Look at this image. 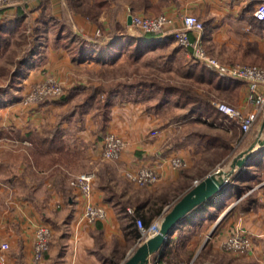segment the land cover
<instances>
[{
    "label": "crops",
    "instance_id": "crops-1",
    "mask_svg": "<svg viewBox=\"0 0 264 264\" xmlns=\"http://www.w3.org/2000/svg\"><path fill=\"white\" fill-rule=\"evenodd\" d=\"M5 8L0 9V21L23 18L22 26L13 35L24 31L25 23L31 24L35 31L33 38L37 42L32 44L36 47L25 68L23 83L28 87L48 74L63 85L64 95L73 89H90L95 83L87 80V74L91 67L99 68L100 64L92 60L98 53L95 48H89L84 56L76 55L73 49L84 42L106 43L103 39L111 38L102 35L112 28L126 27L130 33L133 28L127 19L133 14H166L175 19L174 26L180 25L181 15H195L203 27L199 34L190 31L189 37L194 40L200 35L201 43L212 55L211 42L221 41L222 37L230 39L223 48L227 52L234 49L231 40L236 38L254 39L264 46V29L261 36L254 32L253 7L247 0H21ZM242 30L250 32L241 35L238 31ZM174 46L177 44L172 38L168 47ZM121 57L102 64H113ZM83 70L88 73H81ZM241 82L236 107L248 111L246 85ZM76 92L56 102L51 98L40 104L16 103L13 111L5 107L1 113L7 117L0 123V131L7 138V145L12 146L13 154V162L0 158L1 167L2 163L8 165L7 169L0 168V243L9 245L0 252L6 256V264H122L138 244L135 219L148 222L147 226L157 223L195 182L215 170V161L224 158L214 160L213 152L212 156L209 152L217 146L216 141L206 140L207 134L199 132L195 134L197 140L190 143L191 150L187 151V144L170 146L167 142L170 129L165 126L156 131L152 125H161L159 118L151 124L144 101L127 95L131 93L125 90L113 97L109 106L97 97L94 105L89 106L88 100H80ZM105 106L108 113L103 119L102 112L99 116L96 110H104ZM219 114L224 118L221 122L201 118L224 130H230L232 124L241 132L231 119ZM258 117H264V107ZM54 128L62 132L68 158L54 167L32 169L28 146L23 143L30 140L31 134L49 136ZM99 129L124 139L125 146L118 159H100ZM151 131L156 134L151 135ZM261 139L264 140V131ZM255 148L245 165L229 175L230 183L220 189L222 192L218 191L183 218L163 246L149 256L147 264H264V188L259 185L264 181V144ZM174 157L183 160L180 168L169 165ZM204 159L209 160L210 166H206ZM140 167L154 168L158 181L139 186L125 177V170ZM84 171L95 172L88 194L69 184L72 174ZM86 203L102 206L104 218L86 221L83 217ZM39 224L49 227L51 237L44 257L34 261V229ZM235 231L251 237V251L239 254L221 247L226 236Z\"/></svg>",
    "mask_w": 264,
    "mask_h": 264
},
{
    "label": "rangeland",
    "instance_id": "rangeland-1",
    "mask_svg": "<svg viewBox=\"0 0 264 264\" xmlns=\"http://www.w3.org/2000/svg\"><path fill=\"white\" fill-rule=\"evenodd\" d=\"M20 1L21 0H18L16 3ZM2 8L3 7H0V9ZM24 28H25L24 31L20 33H16V35H12L9 38L8 46L0 54V90H1L0 91V123L4 122L5 117H7L6 115L1 114L5 107L7 110L13 111L16 103L21 105H29L33 103L40 104L41 102H44L45 100H49L51 98L55 99L53 100V102H56L60 100V98L65 99V97H69L75 94L76 92V91L74 93L67 92L66 95H64L63 85L59 82L62 87L60 94L53 96L51 95L43 96L32 101L28 99L31 89L39 82H42L47 76H51V75L46 74L45 76H43V78L35 81L34 83L30 84V86L28 87H26L27 84L23 83L24 80L23 77L25 75L21 74V71L19 72V76L12 75V71L15 69L16 65L18 64V61L24 56L23 54H26V51L32 45L33 42H37V40L33 38L35 35V31L32 30L33 28L31 24L25 23ZM249 32L250 31H244V30L238 31V33L241 35L243 34L247 35L249 34ZM254 32H256L257 36H261L264 33V32L262 33L261 30L256 31L255 29ZM129 34L136 36V35H145L147 33H139L134 27L133 31H131ZM255 39H257V37H255ZM227 40L230 39H228L227 37H222L221 41L215 39L214 41L211 42L210 46H212L211 49L213 50L212 51L213 55L219 61L224 63H232V62L246 63L242 61L232 60L233 56L240 55L241 52L243 53V51L247 49L246 43H244L246 40H241V38H236L235 41L231 40V42H234L233 44H235V47L229 52L223 49L225 48V43L227 42ZM250 40L254 42L253 43L254 50L249 52V55L251 57H258L257 52L263 54L264 46H259L258 42H256L254 39H250ZM257 40H260V38H258ZM154 53L156 52H149L148 53L149 56L147 55L141 61H139L140 60L139 59L135 62H132L126 57L125 54H123L121 55L122 57L113 64H109V63L102 64L100 62H97L100 64L97 63L95 64L99 65L100 69L93 66L94 68L91 67L90 69L91 72L88 73V71L86 72V70H83L81 73L83 74L88 73L86 77L87 80L91 79L93 80L92 82L95 83L92 87L97 86L98 90H100L101 87L107 89L106 95L109 96L111 94L108 93L109 89H112L117 84L118 86L116 88L117 90H119V92L123 90V88L121 87H125L126 89L127 87H131V89L132 88L140 89L139 92H135V93L137 94V99H141L144 101L145 103L144 105L146 107L145 111L149 113V117L151 118L150 122L155 121L156 118H159V121L161 122V125L155 124L152 125V127L156 129V131L158 130V132L163 130L162 128H165V126L168 129H170L168 131V137H167V142L170 144V146L171 145L179 146V145L187 144L188 146L187 151H188L192 149L190 147V143L192 141L197 140V138L195 137V134L197 132L203 133V135L207 134L206 140H209V138H213L217 143V146L214 147L213 151L209 152L211 153V156L213 152L214 160H216L217 158L224 157L223 160L219 159V161H217L218 163L215 161L213 165V169H223V170L230 169V165H231L230 163L232 159L235 158L240 151L246 149L248 145L251 144L253 140L257 137L256 134L258 132L262 117H260V120H258V122L255 123L253 127L251 126L250 130L246 134L247 135L246 139L243 142H241L240 139L242 137V134L240 133V131L237 129L236 126L231 124L230 130L228 129L224 130L220 126L214 127L206 123L205 120H202L201 118V117H207L208 119H214L215 121L221 122L220 119H224V118L220 114L211 111L209 112L210 115L201 116L199 113H192L191 110H189L188 103H185L182 100L176 98V96L161 97L156 92V90L151 88L150 86L151 84L160 85V83L164 82V80L171 81L174 83H180L182 82V79L177 73H175L172 69H170V67L167 66L163 67L156 64L157 59H154V55H155ZM92 87L90 89L77 90L76 92L80 100L81 99L88 100L87 102L90 104L89 106L94 105L93 102L94 99L90 98L93 93L92 90L94 89ZM191 91L193 92L197 91V95H199L204 100H207V102H209L210 104L212 102H226L234 106L237 105L238 96L236 99H234L233 95L229 92L219 91L212 88L209 89L205 85H198V84L193 86ZM72 100H75V97L74 98L72 97ZM101 109L102 108H98L96 110V113L100 114L101 112H103V109L102 110ZM99 116H101V114ZM97 119L98 121H101L100 117H97ZM153 123L155 122H152L151 124ZM100 131L101 129L97 131V133H101L99 138H103L105 132L103 133ZM6 133L8 132L6 131L4 134ZM29 141L30 140L25 141L24 143L22 141L21 142L24 144V146L29 147L30 144L27 143ZM215 141L213 142L215 143ZM7 143H8L7 138L4 137L0 131V158L8 159L13 162V154L11 152L12 146H8ZM204 162L206 163V166L210 164L208 159H204ZM5 165L7 164L2 163V167L0 166V168L7 169L8 165L7 166ZM31 166H33L31 167L32 169H41L33 164H31ZM217 261H219V259H217Z\"/></svg>",
    "mask_w": 264,
    "mask_h": 264
},
{
    "label": "built area",
    "instance_id": "built-area-1",
    "mask_svg": "<svg viewBox=\"0 0 264 264\" xmlns=\"http://www.w3.org/2000/svg\"><path fill=\"white\" fill-rule=\"evenodd\" d=\"M18 0H0V7H8ZM252 4V15L257 20H264V0H247ZM180 25L174 26L175 19L166 14L154 16L133 14L131 16V25L139 33L163 32L170 34L176 44L183 50L185 55L203 64L210 70L217 72L221 77L234 78L241 80L246 85L245 105L249 107L248 111L239 109L236 106L226 102H212L214 108L221 114L231 119L239 129L246 133L250 130L257 115L264 107V67L247 63H224L219 61L214 55L210 54L201 43L200 35L194 40L189 37V32L200 33L202 22L193 14H184L179 18ZM62 87L60 83L52 76H47L42 82L36 84L30 92L28 99L36 100L43 96L60 94ZM155 135L156 131H152ZM30 144V143H28ZM125 146L124 139L112 132L105 133L102 138L101 160H116ZM172 168H180L183 160L174 157L169 161ZM124 175L127 179L139 186H146L156 183L159 179L158 172L152 167H140L133 170H125ZM93 171H84L72 174L69 178V184L80 189L82 193L88 194L94 179ZM259 185H263L264 181ZM252 189L246 191L249 193ZM264 193V190H263ZM244 194V195H245ZM242 197V196H241ZM128 207L127 211L131 212ZM105 210L102 206L92 203H86L83 211V217L88 222H94L103 219ZM138 229V242L145 239L156 229V222L148 226L140 218L135 219ZM51 230L48 226L39 224L34 229V238L32 245V258L34 261L42 259L47 252L50 244ZM221 247L239 254L248 253L253 248V241L249 235L243 231H235L226 236L221 242ZM8 249L7 242L0 243V250ZM0 264H6V256L0 252Z\"/></svg>",
    "mask_w": 264,
    "mask_h": 264
},
{
    "label": "trees",
    "instance_id": "trees-1",
    "mask_svg": "<svg viewBox=\"0 0 264 264\" xmlns=\"http://www.w3.org/2000/svg\"><path fill=\"white\" fill-rule=\"evenodd\" d=\"M6 19L7 18L0 21V54L9 44V38L22 26L23 22L22 17H15L10 21ZM252 19L255 22L254 29L256 31H262V29H264V20H257L254 17ZM105 35L108 38H111L110 40L108 39V41L103 39L106 43L101 42L99 44L98 42H84L81 46L75 47L73 52L76 55L79 53L84 56L89 48H95L94 51L97 50L98 53L94 56V60L100 63L107 61L111 62L123 54H125L129 60L135 62L141 58L143 59L147 55L149 56V52H156L154 53V59H157L156 64L163 67H170V69L180 76L182 82L174 83L164 80L160 85L151 84V88L156 90L161 97L176 96V98L188 103L189 110H191L192 113H199L201 116L210 115L209 112L211 111L218 114L219 112H217L207 100H204L197 95V91H191L192 87L196 84L205 85L209 89L212 88L219 91L229 92L233 95L234 99L238 96V91L242 83L240 80L221 77L217 72L208 69L198 61L192 58H185L178 45L168 47L172 40L170 34L157 31L145 35L134 36L128 33L126 27H119L116 30L115 28H112L109 32L103 33L102 38ZM97 40L100 42L99 38H97ZM245 43L247 49H245L243 53L241 52L240 55L233 56L232 60L264 67V53L261 54L257 52L258 57H251L249 52L254 50V42L250 40ZM35 47L36 45L32 44L27 51L25 50L26 54H23L24 56L22 55L23 57L18 61V64L12 71V75L19 76L20 71L21 74L25 75V68L28 66L30 56L34 53ZM117 86L118 84L112 89H109L108 93H111L110 96L106 95L107 89H104L103 87H101L100 90L94 88L95 90H93L90 98L94 99L97 97V100L99 101L105 100V105L109 106L113 97L119 93V90L116 88ZM121 88L128 93L135 90L133 88L131 89V87H127V89L125 87ZM77 90L78 89H73L69 92L73 93ZM127 95H133V98L137 97L135 92ZM120 97L123 98L124 93H121ZM104 108L105 109L102 112L103 119L106 118L105 116L108 113L106 106ZM258 119L260 120V117L257 118L255 123ZM240 133L242 134L240 141L243 142L247 137V132L244 133L241 131ZM28 138L31 142V147H28V150L33 165H36L41 169H46L48 167H54L58 163H61L62 160L68 158L65 151V144L62 139V132L59 129L54 128L49 136H33V134H31ZM228 182L230 183V179L227 181V184H225L226 186L229 184ZM245 190H247V188L244 189L243 192H245ZM221 192L222 190L220 193ZM147 224L148 222L145 223V226H147ZM138 237L139 234H137V238Z\"/></svg>",
    "mask_w": 264,
    "mask_h": 264
},
{
    "label": "water",
    "instance_id": "water-1",
    "mask_svg": "<svg viewBox=\"0 0 264 264\" xmlns=\"http://www.w3.org/2000/svg\"><path fill=\"white\" fill-rule=\"evenodd\" d=\"M127 23L131 24V15ZM264 131V117L261 120L257 137L248 147L238 153L232 159L230 169H215L201 180L195 182L185 193H183L167 210L156 223V229L145 239L138 242L132 253L122 264H147L151 254L158 251L164 244L166 238L174 227L185 218L190 212L211 199L225 185L229 175L237 168H241L255 151V146L263 145L261 135Z\"/></svg>",
    "mask_w": 264,
    "mask_h": 264
},
{
    "label": "bare ground",
    "instance_id": "bare-ground-1",
    "mask_svg": "<svg viewBox=\"0 0 264 264\" xmlns=\"http://www.w3.org/2000/svg\"><path fill=\"white\" fill-rule=\"evenodd\" d=\"M229 167V166H228Z\"/></svg>",
    "mask_w": 264,
    "mask_h": 264
}]
</instances>
